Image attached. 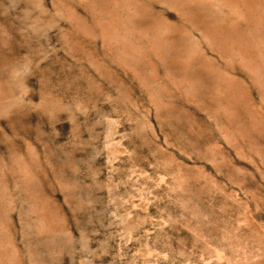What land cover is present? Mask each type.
<instances>
[{"label": "rangeland", "instance_id": "1", "mask_svg": "<svg viewBox=\"0 0 264 264\" xmlns=\"http://www.w3.org/2000/svg\"><path fill=\"white\" fill-rule=\"evenodd\" d=\"M0 264H264V0H0Z\"/></svg>", "mask_w": 264, "mask_h": 264}, {"label": "bare ground", "instance_id": "2", "mask_svg": "<svg viewBox=\"0 0 264 264\" xmlns=\"http://www.w3.org/2000/svg\"><path fill=\"white\" fill-rule=\"evenodd\" d=\"M115 197H116V196H115ZM142 202H144V201H142ZM142 202H141V203H142ZM142 204H143V203H142ZM144 204H145V202H144ZM143 247H145V246H143ZM145 249H146V248H145ZM144 252H145V251H144ZM151 252H152V251H151Z\"/></svg>", "mask_w": 264, "mask_h": 264}]
</instances>
